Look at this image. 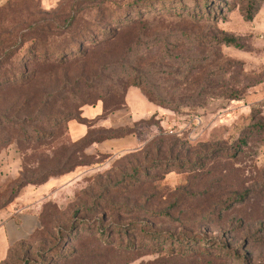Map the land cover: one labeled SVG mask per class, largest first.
I'll list each match as a JSON object with an SVG mask.
<instances>
[{"label":"rangeland","instance_id":"rangeland-1","mask_svg":"<svg viewBox=\"0 0 264 264\" xmlns=\"http://www.w3.org/2000/svg\"><path fill=\"white\" fill-rule=\"evenodd\" d=\"M22 5L25 11L0 18V73L30 62L27 83L0 92V136L26 119L23 142L12 126L16 138L0 148V207L24 188H44L36 199L41 231L8 264H264V0H80L82 20L69 30L47 25L39 1ZM30 18L43 20V48L31 46ZM89 20V32L113 38L71 51V36ZM223 37L236 47L219 43ZM62 45L65 62L41 63ZM58 89L61 98H80L77 118L65 121L63 110L73 104L45 111L46 96ZM128 89L132 109L139 110L136 98L163 103L160 113L117 128L137 135L139 147L76 154L81 146L70 141L68 123L79 124L85 107L123 110ZM197 93L210 98L191 106L188 97ZM144 105L143 117L153 110ZM113 112L83 119L90 139L106 136L100 125ZM49 116L65 124L49 129L48 119L42 127ZM171 144L175 160L167 157ZM21 173L32 185L14 198ZM141 226L166 237L145 239ZM119 227L128 234L117 235ZM183 236L189 242L180 247L175 239Z\"/></svg>","mask_w":264,"mask_h":264},{"label":"trees","instance_id":"trees-1","mask_svg":"<svg viewBox=\"0 0 264 264\" xmlns=\"http://www.w3.org/2000/svg\"><path fill=\"white\" fill-rule=\"evenodd\" d=\"M28 0H10L9 2H7L4 6L0 7V18H4L8 15L9 12H17L18 9H24L25 5H22L20 6V4L22 2H27ZM66 2V4L64 3ZM68 4V5H67ZM79 4H80V0H59L58 3L56 4L57 6L51 10V11H43L42 14L44 15H47L45 17H50L49 21H47V25H52L54 26L55 29L57 30H69L71 29L72 27H74V25H76L78 23V19L80 18V14H79ZM203 4V3H202ZM65 5H67L65 7ZM26 9V8H25ZM24 9V11H25ZM79 15V16H78ZM115 16V13L113 14ZM30 22L26 23L29 27L27 28V34L29 33V31L33 30L31 33L32 34H35V36H31L32 37V43H31V46L32 44L35 43V47L36 46H39L41 48H43L45 46V41L43 40V38H45L43 32H41V28H38L39 26L38 25H42V22L43 20H39V21H36L32 18H30ZM81 19V18H80ZM82 20V19H81ZM90 22V20L88 22H84V25L85 27L80 29L78 32H74L73 35L71 36V39L69 40L70 42V45H73L70 50L72 51H75V49H77L78 53L81 54V48L82 46L85 44L86 41H89V40H94L92 43L93 44H98L99 42H108L111 40V38H113V35L112 33H109V31L107 33H104L106 34V38H102L103 35L102 34H99V35H96V34H92L91 32H89L87 29H86V26L88 25V23ZM95 19L92 20V22L90 23H95ZM116 23H120L119 21L116 22ZM48 29L49 27L46 26L44 27L43 29ZM89 28V27H88ZM39 29V30H38ZM100 33H102L101 31H99ZM100 38V39H99ZM99 39V40H98ZM102 39V40H101ZM98 40V41H97ZM8 41H6L5 43H7ZM219 43H222V44H225V45H229V46H233V47H236V41L231 38V37H223L220 41H218ZM33 48V47H32ZM67 51V48H66V45H62L60 47H57L54 49V54L58 57H55V59H53L52 61H47V59H44L43 61H41V63L43 62V64H46V63H51V65H61L62 62H65L64 61V57L61 56V52H66ZM30 52V51H29ZM31 53V52H30ZM32 60H33V65L34 66H37L38 63L37 62H40L37 60V56L36 55H32ZM49 58V57H47ZM46 62V63H45ZM29 64L30 62L29 61H25L23 66H22V70H19L17 68L20 67V65H17V66H14V65H9L6 69H3L2 73H0V92L6 88H9V87H13V88H17L18 89V86L17 84H25L27 83L28 79H29V73H28V69H29ZM26 86V85H25ZM200 91L199 92H205L206 90L210 89V85H198L197 87ZM62 94V89H58V90H54L51 92V94H49L48 96L46 97H49L48 98V102L46 103V108H45V111L47 112H51V110L53 109V107L55 106H66V107H70V104H73L74 106L70 107V109H64V113H66V117L67 119L65 121H70V120H73L77 117H72V112H75V110L78 108L76 106V104L79 103V100L80 98L77 97V95L73 94L70 92V94L68 95V97L66 98H61ZM234 96H232V99H234ZM210 98V96H205L201 93H197L195 95H191L190 97H188V103L191 104V106H193L194 104H196L197 102H199V100H203L204 98ZM231 98V97H230ZM148 100V99H147ZM150 103L158 106V107H161V105L163 104L162 101H153V100H148ZM83 105H85L84 103H82ZM81 104V106H83ZM17 103L14 105L16 106ZM20 107L22 106L21 104L19 105ZM120 106H124V104H120ZM60 108V107H58ZM116 109V108H115ZM114 110H111V111H108L107 112L104 110V107L102 108V114L101 116H107L109 113L113 112ZM174 111V110H173ZM105 112V113H104ZM107 113V114H106ZM58 118V117H57ZM55 117H51L49 116L48 118H44L42 119V127L46 126V124H49V122H52L50 123V126H49V129L50 128H53L54 130H57L58 129V125L60 124H65L64 120H60L57 119ZM48 119L49 122L47 121ZM79 119V118H78ZM76 119V120H78ZM26 119H20V118H17L14 120V122H11L9 123V126L10 127V130L8 132V134H5L3 136H0L2 139V141H0V148L2 147H7L10 145V143H12V139H15V134L13 132V127L12 126H17V129H18V132H17V137H18V144L19 143H22L23 140H22V136L24 134H26V130L24 129V127L22 126L26 121ZM53 120H56V121H53ZM58 120V121H57ZM17 125H15V124ZM46 123V124H45ZM78 123L79 124H82V125H87V121L83 120V119H79L78 120ZM89 127V126H88ZM0 128H1V124H0ZM87 128V127H86ZM105 132L104 135L106 136H100L98 138H91L90 139V136H89V130L87 128V132L85 134V136L80 139L77 144L79 146H81L80 148V151H76L75 153L76 154H81L82 156H84V150L86 148H88L89 146H91L92 144H98V143H101V142H104V141H107V140H113V139H120V138H124L126 136H129L131 135V133H128V132H124L122 133L121 132V129H117L115 132V130H112L110 128H104ZM2 132H3V129H2ZM10 138V139H9ZM24 140H28V139H24ZM20 145V144H19ZM175 145L176 144H171L170 148L171 150H167V157L171 160H175L178 158V153L174 154L172 153V151L174 152V149H175ZM78 146V147H79ZM173 149V150H172ZM160 154L158 155H162L161 152H159ZM73 154H69L66 156L65 159H63V161L61 162V165L62 167L64 166H67V163H69L73 157ZM60 162L58 164H60ZM38 166V164H37ZM55 166H57V164H55ZM80 165H75V167H78ZM169 168H167L166 170H168ZM71 170L70 169H67V172H69ZM25 173H21L20 176H19V179H17L16 181V185L14 187V189L12 190V193L11 195L15 198L16 197V194L22 189L24 188L25 186L27 185H32L30 180L27 179L25 176H24ZM50 175V174H49ZM48 175V176H49ZM47 176V177H48ZM46 177V178H47ZM3 207H0V212L2 211ZM4 210V209H3ZM77 213V211H75L73 213V216ZM165 214V213H164ZM161 216V215H160ZM41 217H42V209L39 213V223L41 222ZM96 230L99 234L101 235H106L107 234V228L105 226H97L96 227ZM41 229L35 231L27 241L23 242V243H20V244H17L15 245L14 247H12L7 255V257L5 258V260L1 263V264H8L10 258H11V255L13 253V251H16V250H19L21 249L22 247H24L26 245V243L31 240L32 236L35 235L36 233H40ZM127 227H119L118 228V231H117V235L119 234V236H126L128 233H127ZM141 236H144L145 239H150V237H157V238H165L166 236H163V235H156V236H153V235H150L149 233H147V231L145 230L144 226H141L138 231H137ZM196 238V237H195ZM194 238V240H195ZM188 237H181V238H177L175 239V242L178 246L182 247V246H185V244L188 241ZM198 244H204L206 242L205 239H198ZM120 241V240H119ZM120 245V244H119ZM127 245H122L123 248H125ZM221 247H223L221 245Z\"/></svg>","mask_w":264,"mask_h":264},{"label":"crops","instance_id":"crops-1","mask_svg":"<svg viewBox=\"0 0 264 264\" xmlns=\"http://www.w3.org/2000/svg\"><path fill=\"white\" fill-rule=\"evenodd\" d=\"M10 0H0V7L4 6ZM39 1L42 9L49 10L56 6L59 0H37ZM133 89V88H130ZM130 89L126 91L125 95V107L123 110L113 112L110 114L100 127L117 129L128 126L130 123H136L139 121L147 120V118L160 113V108L144 97L142 100L136 98L137 108L132 109L127 103V95ZM151 104L153 110L147 114V116H140L144 104ZM102 109L100 105L93 108L85 107L82 109V118L86 120H93L100 117ZM127 115V119L124 116ZM68 137L71 142H77L82 139L87 129L80 124L69 122L68 125ZM137 135L131 134L124 138L107 140L98 144H92L85 149L86 155L94 154H107V153H119L128 151L130 149L138 148L140 143L137 141ZM44 185L38 189L24 188L21 195L13 200V202L4 210L0 212V264L7 257L10 249L17 244L23 243L29 239V237L40 228L39 213L42 209V204L38 203L40 195L37 197L38 192H43ZM38 199V200H36Z\"/></svg>","mask_w":264,"mask_h":264}]
</instances>
